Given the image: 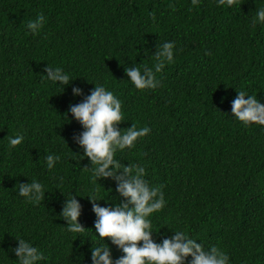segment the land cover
Masks as SVG:
<instances>
[{
    "label": "trees",
    "instance_id": "1",
    "mask_svg": "<svg viewBox=\"0 0 264 264\" xmlns=\"http://www.w3.org/2000/svg\"><path fill=\"white\" fill-rule=\"evenodd\" d=\"M261 7L264 0H0V264H18L16 238L41 250L40 264H91L104 243L114 260L123 255L97 237L88 196L103 207L123 198L111 179L96 182L73 142L82 127L64 119L95 84L120 99L122 131L151 129L115 158L144 167L164 195L165 207L149 217L153 239L182 230L226 252L230 264H264V126L231 114L237 92L264 103V23H253ZM39 15L45 23L33 35L27 24ZM168 41L174 59L155 73L158 86L137 90L124 68L155 71L156 46ZM46 66L76 80L62 92L41 76ZM17 135L24 140L12 147ZM49 154L60 156L53 169ZM32 180L44 186L38 202L18 195ZM72 196L81 233L60 216Z\"/></svg>",
    "mask_w": 264,
    "mask_h": 264
},
{
    "label": "clouds",
    "instance_id": "2",
    "mask_svg": "<svg viewBox=\"0 0 264 264\" xmlns=\"http://www.w3.org/2000/svg\"><path fill=\"white\" fill-rule=\"evenodd\" d=\"M194 6L200 0H191ZM217 6L233 7L237 0H215ZM45 17L39 15L36 20L29 21L27 28L31 34L37 35L43 28ZM253 23H264V7L256 10ZM174 42L168 41L156 46L153 55L157 63L152 68L132 66L124 68L128 80L137 90L155 89L159 81L155 73L162 71L165 63L174 59ZM46 80L53 82L64 91L73 79L62 68L46 66ZM59 84V86H58ZM231 103V114L234 119L242 122L245 127L252 124L264 126V103L256 96L245 91L237 92ZM72 95L82 96L80 87H72ZM77 121L83 131L73 137V142L82 149L83 159L90 163V170L96 182L100 179H111L116 184L115 191L123 198L122 203L103 207L97 203L100 200L95 193L88 196L95 213V233L98 238H108L111 245L119 249L123 255L113 259L110 247L98 246L91 250V264H230L229 255L223 250L212 246L206 248L197 243L184 231H172L171 237L164 236L160 242L153 239L152 214L165 207L166 201L159 187H153L146 177V169L142 166H125L116 159L117 151L131 149L138 138L145 137L151 131L148 127L137 128L135 125L122 131L119 128L124 117L120 99L103 84H95L82 102L70 104L64 119ZM24 140L17 135L9 140L12 147L20 145ZM48 169H53L60 156L49 154L45 157ZM18 195L29 202H38L45 196L44 186L37 180L19 183ZM60 216L67 222V231L71 233L84 232V227L78 222L81 216V204L72 196L65 200ZM17 246L10 249L18 264H40L45 259L41 250L29 241L17 239ZM190 258V259H189Z\"/></svg>",
    "mask_w": 264,
    "mask_h": 264
}]
</instances>
